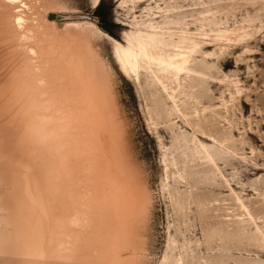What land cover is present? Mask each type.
<instances>
[{
	"label": "rangeland",
	"instance_id": "rangeland-1",
	"mask_svg": "<svg viewBox=\"0 0 264 264\" xmlns=\"http://www.w3.org/2000/svg\"><path fill=\"white\" fill-rule=\"evenodd\" d=\"M100 3L98 8L96 0H30L33 8L27 13L46 24L47 32L55 28L83 45L90 82L110 113L115 142L124 147L127 180L139 204L120 228L125 248L113 264H176L180 259L184 264H264V0ZM70 19L95 25H62ZM151 26L173 31L171 41L183 48L194 47L191 67L206 77L191 82L184 73L179 86L163 79L168 92L176 89V104L154 79L153 70L162 76L157 67L143 72L138 82L117 62L113 39L127 44L135 34L151 32ZM4 58L1 48L0 67ZM8 80L9 73L0 68V86ZM209 128L217 129L213 135L232 152L216 157L219 169L208 165L196 147L187 156L180 149L182 139L214 145L200 136ZM3 141L0 145L7 146ZM9 198L0 174V264L73 262L62 258L70 248L60 259L34 253L64 247L57 236L63 228L45 234L32 225L39 214L30 204L14 213L8 211ZM82 235L85 241L76 246L87 244L92 251L95 230ZM208 241L226 247L234 242L249 251L222 255ZM73 263L93 264L90 257Z\"/></svg>",
	"mask_w": 264,
	"mask_h": 264
},
{
	"label": "bare ground",
	"instance_id": "bare-ground-1",
	"mask_svg": "<svg viewBox=\"0 0 264 264\" xmlns=\"http://www.w3.org/2000/svg\"><path fill=\"white\" fill-rule=\"evenodd\" d=\"M99 2L96 0V6ZM31 8L30 0H0V50H6V63L0 68L9 73V80L0 86L4 132L0 142L2 139L7 145H0V174L8 186L6 205L8 211L22 213L30 204L39 214L32 225L44 229L45 234L63 228V235L57 236L64 247L34 253L59 258L64 248H70L63 259L75 262L90 257L93 264H113L125 248L120 228L139 204L127 180V156L116 137L115 142L109 129L110 113L90 82L83 45L81 48L75 37L55 28L47 32L46 24L27 13ZM70 20L62 25H95ZM151 29L130 37L127 44L113 39L117 62L128 76L140 82L142 73L155 66L162 76L155 70L152 75L167 92L168 81L178 83L184 73L191 82L206 78L191 67L194 47L173 43L175 33L171 30ZM170 89L168 98L176 104V89ZM185 122L192 126L186 115ZM214 131L217 129L200 130L203 139L214 142L212 146L198 139L192 144L182 139L183 155L196 147V153L207 157L208 165L219 169L216 157L232 152ZM88 228L95 230L92 251L86 250L87 244L76 246L85 241L82 234ZM207 243L218 245L222 255L249 251L248 246L234 242H228L227 247L222 241ZM176 264L184 262L180 259Z\"/></svg>",
	"mask_w": 264,
	"mask_h": 264
},
{
	"label": "trees",
	"instance_id": "trees-1",
	"mask_svg": "<svg viewBox=\"0 0 264 264\" xmlns=\"http://www.w3.org/2000/svg\"><path fill=\"white\" fill-rule=\"evenodd\" d=\"M101 1V0H100ZM101 5H102V3H100L99 5H98V8H100L101 7ZM100 16V19H101V21L103 20V17L101 16V15H99Z\"/></svg>",
	"mask_w": 264,
	"mask_h": 264
},
{
	"label": "water",
	"instance_id": "water-1",
	"mask_svg": "<svg viewBox=\"0 0 264 264\" xmlns=\"http://www.w3.org/2000/svg\"><path fill=\"white\" fill-rule=\"evenodd\" d=\"M62 17H58V19H61Z\"/></svg>",
	"mask_w": 264,
	"mask_h": 264
}]
</instances>
